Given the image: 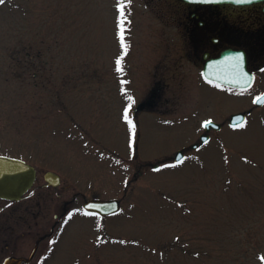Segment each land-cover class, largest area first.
<instances>
[{
	"label": "rangeland",
	"instance_id": "rangeland-1",
	"mask_svg": "<svg viewBox=\"0 0 264 264\" xmlns=\"http://www.w3.org/2000/svg\"><path fill=\"white\" fill-rule=\"evenodd\" d=\"M179 7L125 0V54L118 0L0 4V105L42 106L32 162L61 176V205L77 194L56 264H264V75L244 95L211 89L184 55ZM249 109L243 128L228 125ZM209 118L221 130L192 150ZM179 149L186 160L167 161ZM82 194L116 197L122 212L86 216Z\"/></svg>",
	"mask_w": 264,
	"mask_h": 264
},
{
	"label": "flooded vegetation",
	"instance_id": "flooded-vegetation-1",
	"mask_svg": "<svg viewBox=\"0 0 264 264\" xmlns=\"http://www.w3.org/2000/svg\"><path fill=\"white\" fill-rule=\"evenodd\" d=\"M179 3L180 25L187 44L184 55L194 58L191 61L200 72L208 60L231 50L241 54L245 68L254 75L253 86L246 91L204 79L211 89L239 95L256 90L264 75V1L204 4L179 0ZM262 83L263 90L257 95L264 93ZM145 105L155 106L154 100L141 102L137 110ZM34 111L37 129L32 127ZM34 111L25 103L0 105V156L24 161L35 168L33 184L19 198L0 197V264H56L61 235L74 212L68 205L74 204L77 194L63 200L61 205L62 179L57 185L47 182L45 175L53 170L40 169L32 162L43 145L42 106L36 104ZM69 187L64 185L66 189ZM82 197L85 201L96 198L85 194ZM83 203L80 210L85 212Z\"/></svg>",
	"mask_w": 264,
	"mask_h": 264
},
{
	"label": "water",
	"instance_id": "water-1",
	"mask_svg": "<svg viewBox=\"0 0 264 264\" xmlns=\"http://www.w3.org/2000/svg\"><path fill=\"white\" fill-rule=\"evenodd\" d=\"M201 1V0H199ZM256 0H250L253 2ZM217 2H235V0H217ZM248 2V3H250ZM233 55H225L214 62H210L207 68L204 70V75L207 78L216 80L220 83L227 84L235 87L246 88L250 86L252 82V77L248 79L247 85H241L235 77L231 76V73H235L241 70V68L234 66L235 62L229 61V58ZM264 98V95L260 96ZM257 105H262L264 103H256ZM245 119V113H237L232 116L230 124H235L237 122H243ZM215 128H220V125L212 122ZM207 129L210 128L206 127ZM208 135H202L201 140L204 142L208 139ZM195 144L193 147H197ZM183 153L179 151L176 155V161L182 159ZM45 179L54 185L59 184V176L54 172H48L45 175ZM35 180V169L23 161L1 157L0 156V197L3 198H19L24 192H26ZM90 204L97 205V209H91L88 206ZM83 208L90 212H96L102 216L113 215L121 210V202L119 199L111 200H99L91 199L84 203Z\"/></svg>",
	"mask_w": 264,
	"mask_h": 264
},
{
	"label": "snow or ice",
	"instance_id": "snow-or-ice-1",
	"mask_svg": "<svg viewBox=\"0 0 264 264\" xmlns=\"http://www.w3.org/2000/svg\"><path fill=\"white\" fill-rule=\"evenodd\" d=\"M128 2H130V0H128ZM201 2H204V3H213V2H217V0H201ZM236 3H240V4H243V3H248L250 2V0H235ZM4 3V0H0V4H3ZM118 12L120 13V20H119V29H120V41H121V45L124 49V52L125 54L127 53V45L125 44V36H124V32H125V28H124V25L126 23V20H125V0H118ZM122 59L123 57L117 59L116 61V71L118 73H122L123 72V67H122ZM243 60V57L242 56H236V57H231L229 58V61L232 62L234 61L235 64L234 66L238 67L239 66V63L242 62ZM122 83H124L122 81ZM129 99V105H128V108L125 109L124 113H123V119L124 121L129 125L130 127V130H131V133H132V136L133 138L135 137V129H136V125L133 123V121L130 119V116H129V111L131 109V106H132V103H134V101L132 100L131 97H128ZM255 103H264V98H261V97H258L256 99V101H254ZM212 125V121H207L205 124H204V127H209ZM233 128H243L245 125H244V122H237L233 125H231ZM183 161H181L182 163ZM171 167H175V165H172ZM157 171H159V169H157ZM89 208L91 209H97V205H94V204H90L88 206ZM84 215L88 216V215H97L96 212H88V211H85L83 213ZM71 217H69L70 219ZM67 222V221H65ZM52 243H55V241H52ZM120 243H124V241H120ZM261 260L264 261V257H261Z\"/></svg>",
	"mask_w": 264,
	"mask_h": 264
}]
</instances>
